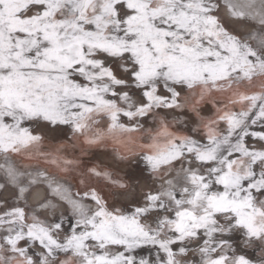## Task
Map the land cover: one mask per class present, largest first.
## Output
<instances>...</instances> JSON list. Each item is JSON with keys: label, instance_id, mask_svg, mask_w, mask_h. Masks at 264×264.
Here are the masks:
<instances>
[{"label": "snow or ice", "instance_id": "1", "mask_svg": "<svg viewBox=\"0 0 264 264\" xmlns=\"http://www.w3.org/2000/svg\"><path fill=\"white\" fill-rule=\"evenodd\" d=\"M0 264H264V0H0Z\"/></svg>", "mask_w": 264, "mask_h": 264}]
</instances>
